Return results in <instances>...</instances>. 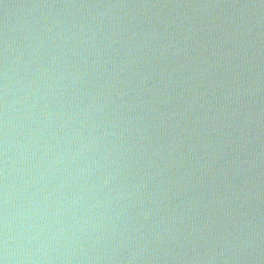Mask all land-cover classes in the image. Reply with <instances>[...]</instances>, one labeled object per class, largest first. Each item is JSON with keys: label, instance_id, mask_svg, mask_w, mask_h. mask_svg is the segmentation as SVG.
<instances>
[{"label": "water", "instance_id": "obj_1", "mask_svg": "<svg viewBox=\"0 0 264 264\" xmlns=\"http://www.w3.org/2000/svg\"><path fill=\"white\" fill-rule=\"evenodd\" d=\"M0 264H264V0H0Z\"/></svg>", "mask_w": 264, "mask_h": 264}]
</instances>
